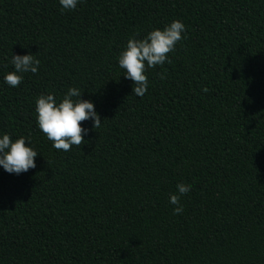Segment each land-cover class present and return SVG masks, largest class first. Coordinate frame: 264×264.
<instances>
[{
	"label": "trees",
	"instance_id": "16d2710c",
	"mask_svg": "<svg viewBox=\"0 0 264 264\" xmlns=\"http://www.w3.org/2000/svg\"><path fill=\"white\" fill-rule=\"evenodd\" d=\"M177 19L186 39L132 94L127 39ZM29 52L37 73L9 87L6 57ZM69 87L101 124L63 151L35 100ZM0 132L39 152L0 167V264H264V0H0Z\"/></svg>",
	"mask_w": 264,
	"mask_h": 264
},
{
	"label": "clouds",
	"instance_id": "9594fccd",
	"mask_svg": "<svg viewBox=\"0 0 264 264\" xmlns=\"http://www.w3.org/2000/svg\"><path fill=\"white\" fill-rule=\"evenodd\" d=\"M61 10H74L80 0H58ZM186 39L185 24L177 19L166 24L162 29L148 31L142 39L133 34L127 39L126 46L117 57L118 66L124 70V77L133 81L132 94L142 97L149 86L147 69L170 62L168 53L173 52L178 42ZM12 70L4 75V83L9 87L18 86L26 73H37L40 60L32 53L14 54L6 57ZM206 86L202 91L206 92ZM82 91L69 87L62 98H55V93L40 94L35 100L36 123L52 147L69 151L73 145L84 142L88 132L81 122L91 120L94 127L101 124V118L95 110L94 102L81 98ZM28 142L26 145L25 142ZM38 151L30 138L19 136L12 139L7 132H0V167L12 174L27 172L35 168ZM191 190V185L177 183L176 191L170 193L169 204L173 205V214L183 212L181 197Z\"/></svg>",
	"mask_w": 264,
	"mask_h": 264
}]
</instances>
